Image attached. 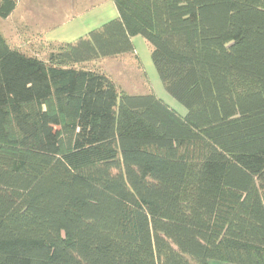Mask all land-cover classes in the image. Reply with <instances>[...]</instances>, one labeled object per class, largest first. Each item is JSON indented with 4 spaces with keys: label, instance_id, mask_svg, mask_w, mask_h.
Masks as SVG:
<instances>
[{
    "label": "trees",
    "instance_id": "obj_1",
    "mask_svg": "<svg viewBox=\"0 0 264 264\" xmlns=\"http://www.w3.org/2000/svg\"><path fill=\"white\" fill-rule=\"evenodd\" d=\"M111 1L44 58L0 32V264H264V0ZM135 36L184 116L82 67L147 83Z\"/></svg>",
    "mask_w": 264,
    "mask_h": 264
},
{
    "label": "rangeland",
    "instance_id": "obj_2",
    "mask_svg": "<svg viewBox=\"0 0 264 264\" xmlns=\"http://www.w3.org/2000/svg\"><path fill=\"white\" fill-rule=\"evenodd\" d=\"M85 1H87L84 2L85 4L79 5L76 8H88L95 2L93 0ZM96 1L103 2L98 10H93L74 17L64 25H57L60 22L58 16L56 20H52L53 18L55 19L56 15L50 17L45 23V26H53L51 22L56 21L54 24L58 27L56 26L55 29L45 33L46 41L44 40V43L36 39V35L40 32L39 30L45 28L41 27L37 29L38 25L41 26V24L44 23L42 22L44 15L38 11L39 9L35 10V7L32 5V0L21 1L10 19L0 21V32L3 33L4 37L9 40L11 44L22 47L26 53L38 54L40 57L44 58L49 51L46 46L47 44L57 45L73 43L78 38L84 37L88 32L99 28L104 23L117 17L115 6L111 0ZM60 11L61 9H58V12ZM71 15L72 14L68 16ZM132 44L141 69L143 73H145L147 83L141 77L138 63L133 56L105 58L86 63L82 67L106 74L120 90L126 92L128 95H145L148 94L149 89L153 91L157 98L167 104L175 112L184 116L186 114V109L165 91L159 80L150 58L151 49L149 45L140 36L133 37Z\"/></svg>",
    "mask_w": 264,
    "mask_h": 264
},
{
    "label": "crops",
    "instance_id": "obj_3",
    "mask_svg": "<svg viewBox=\"0 0 264 264\" xmlns=\"http://www.w3.org/2000/svg\"><path fill=\"white\" fill-rule=\"evenodd\" d=\"M23 0H19L18 5L21 3ZM96 2L91 8H87L83 10L82 8H76L79 5L85 4L84 2H87L85 0H32V5L35 7V10H38L42 15H44V18L42 20L41 26L38 25L37 29H40L41 27H45L44 29H40L38 34L36 35V39L39 40V42H43L45 40V33L49 30L55 29L57 25L61 26L69 22L71 19L74 17H77L79 15L86 14L90 11L93 10H98L100 6H102L103 2H97L96 0H93ZM101 1V0H100ZM51 6V8H50ZM18 7V6H17ZM75 7V8H74ZM81 7V6H80ZM17 9V8H16ZM58 9H61L60 12H58ZM72 11V12H70ZM15 12V11H14ZM72 14L71 16H68ZM55 19L53 18L52 20H56L58 16V20L60 21L59 24H54L56 21H52L51 23L53 26H45V23L49 20L50 17L55 16ZM64 17V18H62ZM51 24V25H52ZM58 27V26H57ZM46 41V40H45ZM208 264H224V263H219V262H214L211 261Z\"/></svg>",
    "mask_w": 264,
    "mask_h": 264
}]
</instances>
